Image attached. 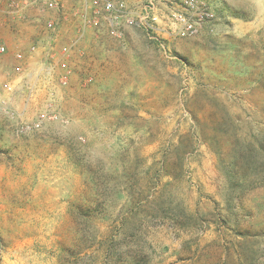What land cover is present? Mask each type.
<instances>
[{
  "label": "rangeland",
  "instance_id": "rangeland-1",
  "mask_svg": "<svg viewBox=\"0 0 264 264\" xmlns=\"http://www.w3.org/2000/svg\"><path fill=\"white\" fill-rule=\"evenodd\" d=\"M57 1L0 0V264H264V160L239 159L264 142V0H205L189 38L170 5L116 38Z\"/></svg>",
  "mask_w": 264,
  "mask_h": 264
},
{
  "label": "built area",
  "instance_id": "built-area-1",
  "mask_svg": "<svg viewBox=\"0 0 264 264\" xmlns=\"http://www.w3.org/2000/svg\"><path fill=\"white\" fill-rule=\"evenodd\" d=\"M84 10L81 15L84 31L88 28H98L104 15L109 22V32L113 37L122 38L123 29L126 26L143 28L148 32H154L157 22V16L154 15L156 3L170 5L169 30L171 35L180 38H189L196 36L202 29H209L214 32V23L217 21V14L213 7L205 0H149L145 6V15L137 18L132 15L127 8V0H85ZM26 5L43 4L50 9H58L57 0H25ZM13 7V6H12ZM16 7V6H15ZM60 26L59 20L48 22V29L54 34ZM73 47H64L63 54H68ZM7 47L0 44V57L7 54ZM16 59L21 62L23 55L16 54ZM16 71L21 72L22 67L18 64ZM60 78L61 84H67V75ZM9 91H13V86H9ZM2 101L0 99V110ZM42 116L35 123L25 126L23 131H31L40 128L43 124Z\"/></svg>",
  "mask_w": 264,
  "mask_h": 264
},
{
  "label": "trees",
  "instance_id": "trees-1",
  "mask_svg": "<svg viewBox=\"0 0 264 264\" xmlns=\"http://www.w3.org/2000/svg\"><path fill=\"white\" fill-rule=\"evenodd\" d=\"M264 142H260V146L258 147H251V148H245L241 150L239 159L243 160L246 164L250 165L259 162L260 160H264ZM249 150V151H247ZM235 179V178H234ZM90 212H94L96 210L95 207H90ZM78 212H81V209L78 210ZM89 215V214H88Z\"/></svg>",
  "mask_w": 264,
  "mask_h": 264
},
{
  "label": "crops",
  "instance_id": "crops-1",
  "mask_svg": "<svg viewBox=\"0 0 264 264\" xmlns=\"http://www.w3.org/2000/svg\"><path fill=\"white\" fill-rule=\"evenodd\" d=\"M8 25V24H7ZM12 25V24H11ZM10 27V25H8V28Z\"/></svg>",
  "mask_w": 264,
  "mask_h": 264
}]
</instances>
